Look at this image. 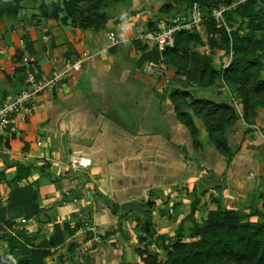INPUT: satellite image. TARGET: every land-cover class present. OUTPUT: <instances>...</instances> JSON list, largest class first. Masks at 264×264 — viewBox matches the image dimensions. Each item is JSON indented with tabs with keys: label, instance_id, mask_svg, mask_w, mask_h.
Here are the masks:
<instances>
[{
	"label": "crops",
	"instance_id": "1",
	"mask_svg": "<svg viewBox=\"0 0 264 264\" xmlns=\"http://www.w3.org/2000/svg\"><path fill=\"white\" fill-rule=\"evenodd\" d=\"M144 29H147V23H128L119 17L108 19L105 27L99 30L68 26L63 30L60 27L52 37L41 34L40 26L27 24L24 20L0 21V105L6 94L24 84L22 57L25 51L18 44L19 38L24 39L26 52L46 74H50L53 66L60 67L64 62L72 61L80 52L88 55L79 71L62 81L54 91L35 98L30 116L17 122L18 133L5 134L0 140V207H6L12 200H24L23 190L34 189L36 204L41 209L35 219L26 218L24 213L17 216L12 227L22 229L30 236L36 235L34 243L38 244L53 233L56 223L67 221L74 229L80 222L72 235L51 248L54 253L48 258L54 262L56 256L61 255L65 264H70L72 258L76 263L84 259L85 254L91 261L95 255L91 252L128 242V228L136 232V224H140L144 216L132 210L124 214L119 207H126L133 201L146 202L149 189L162 190L169 195L168 203L161 208L170 206L178 198L175 190L187 177L178 176L179 167L191 170L193 161L199 163V168L192 169V175L202 178L203 186L222 181L219 193L229 207L248 209L251 204L246 206L241 201L244 197L239 190L250 189L254 195L255 190H259L258 185L264 184V158L250 148L242 147L227 164L211 144L206 131H200L196 116L193 120L201 146L197 149L193 145L187 129L177 120L169 95L175 87L181 88V84L162 91L165 87L160 84V79L144 69L147 61H153L146 59L144 54L152 44L136 36ZM111 30L117 38L116 43H111L108 38ZM197 50L201 51L200 47ZM163 64L170 73L176 74L174 65ZM196 86L187 88L201 97L196 94L199 91ZM217 94L219 97L229 95L240 111L234 95L224 89L218 90ZM215 101L227 102L224 98ZM155 120L160 125L159 130L147 128ZM242 122L240 118L226 131L229 143L236 146L242 142ZM180 147L189 151L186 152V155L190 154L188 162L183 158L187 157L184 153L179 154ZM69 155L88 157L91 163L73 169L68 163ZM19 167L26 174L17 178ZM204 170L212 171L214 178L210 179ZM196 183L200 185V182ZM210 186L204 194L208 197L212 192L217 195ZM197 193L198 190L196 196L204 203V194ZM259 198L255 207L264 208L263 192ZM20 204L29 206V202ZM112 204L118 206L115 212L111 211ZM160 204L156 202L155 206ZM20 209L26 211L25 206ZM87 222L93 227L89 229L92 236L84 239ZM119 223L120 229L117 228ZM2 226H7L6 231L10 230L7 224ZM113 228L118 229L115 234L104 239L98 237L99 233ZM71 240L76 242L73 251L67 246ZM48 258L46 262L50 263Z\"/></svg>",
	"mask_w": 264,
	"mask_h": 264
},
{
	"label": "trees",
	"instance_id": "2",
	"mask_svg": "<svg viewBox=\"0 0 264 264\" xmlns=\"http://www.w3.org/2000/svg\"><path fill=\"white\" fill-rule=\"evenodd\" d=\"M22 1L0 0V21H21L19 11ZM105 1L118 0H41L37 7L40 16L46 21L60 20L64 24L69 22L81 30H99L105 27L108 20V15L103 10ZM232 1L168 0L159 6V10L161 15H168L179 12L175 8L179 4H184L186 9L194 2L210 10L219 4L230 5ZM254 2L255 0H239L233 8L224 13L229 31L224 26L217 27L212 19L207 18L202 22L205 40L201 39L195 29L184 30L175 33V44L172 48L159 52L151 45V48L144 52L148 60L161 59L166 65L172 64L177 68V82L185 84L184 88L175 87L169 94L177 120L187 129L193 145L198 149L201 144L193 116L201 119L208 139L215 150L226 159L227 164L240 148L239 145L231 148L226 135L227 129L233 127L240 118L248 126L254 125L258 110L264 108V77H261V72L264 71V7L254 9ZM235 18L239 19V23L232 28ZM156 19L147 20V29H153ZM246 29L247 31H244ZM199 47L204 48L202 52L197 50ZM215 49L233 52L221 72L213 64L212 55ZM206 50L209 51L208 54L205 53ZM218 78L226 85L236 86L234 95L239 100V112L233 103L197 97L187 88L191 85L206 87L215 83ZM25 174L19 167L16 177ZM200 185L195 183L191 189L189 211L180 219L174 239L165 233H158L151 224L156 202L168 203L169 195L164 194L162 190L149 189L146 202L133 201L126 207H119L124 214L130 210L142 213L145 216V224H140L136 229V232L144 234L139 237L144 244L136 250L140 263L122 258L118 264H264V208L258 209L252 202L248 209L229 207L224 204L220 194L223 184L216 182L211 186H203L201 183ZM209 186L218 193L209 195L215 207L207 210L205 216L198 219L196 212L200 197L196 196V192L200 190V193L204 194ZM175 191L179 196L180 188ZM23 192L24 200L16 202L11 199L6 207H0V264H52V261L46 262V258L54 253L51 248L63 243L67 235H72L80 222L74 229H71L67 221L56 223L53 233L35 244L36 235L30 236L24 230L12 227L15 218L22 213L28 219H35L41 211L35 201L37 192L34 189H25ZM187 193L189 194V191ZM26 202H29V206L20 204ZM179 205L180 199H176L170 206L156 209L159 215L171 219L173 215L168 209L177 210ZM24 206L26 211L21 212L20 208ZM14 207L17 209H12ZM117 208L116 204L111 205L112 212ZM186 221H189L188 225H185ZM2 224L10 226V230L6 231L7 226ZM117 228H121L120 223ZM117 228L99 233L98 237L107 238L115 234ZM185 229L191 240H183ZM84 235V239L90 238L91 230H87ZM75 244L76 242L71 240L67 245L68 249L75 250ZM151 245L156 249H152ZM160 253L164 255V259L159 258ZM89 259L85 254L78 264H90ZM56 263L65 264L61 255L56 256Z\"/></svg>",
	"mask_w": 264,
	"mask_h": 264
},
{
	"label": "rangeland",
	"instance_id": "3",
	"mask_svg": "<svg viewBox=\"0 0 264 264\" xmlns=\"http://www.w3.org/2000/svg\"><path fill=\"white\" fill-rule=\"evenodd\" d=\"M238 1L239 0H233L231 3V5H232L231 8H233ZM40 2H41V0H23L22 1V8L19 11V18L26 21L27 24H32L33 26H38V27L40 26L42 28L41 34L44 33L45 35H47V34L52 35V33L56 34V32L60 30V27L63 30H65V28H67V26L68 27H75V26L71 25V23H69V22L67 24H64L60 20H47V21L44 20L40 16L39 9L37 7ZM165 2H168V0H118L116 2L105 1L103 10L108 15V19L114 18V20H115L116 18L120 17L121 19L125 20L128 23H133V24L140 23V22L141 23H147L148 19H150V18L156 19V17L158 15L162 14V12L159 10V6ZM184 6H185L184 4H179L175 8H176V10L181 11V10L185 9ZM253 7H254V9H257L259 7H264V0H255ZM33 14H35V16H33ZM30 16H32L33 19ZM224 22L226 23L225 18H224ZM238 23H239V19L235 18V24L233 25L232 28L236 27ZM245 23L246 22L244 21V24ZM244 24H243V27H244ZM50 28L53 31H50L51 30ZM244 31H247V29ZM197 32L201 35L202 40H205L206 34H205V30L203 29L202 25L199 27ZM45 35H43V36H45ZM52 37H53V35H52ZM25 38L29 39L28 37H25ZM42 38L44 39V37H42ZM48 43H50V42L48 41ZM200 49L202 51L204 48L200 47ZM214 54L215 55H214L213 60L215 59L214 60L215 62H213V64L219 70V72H221L222 69H224V67L228 64L229 60L231 59V57L233 55V52L232 51H225L224 49H215ZM152 76L160 79V84H162V86L165 87L162 91L171 90L172 88L175 87V85L176 86L180 85V83H176L177 82V74L170 73L167 69H165L164 73L161 75H152ZM261 77H264V71L261 72ZM219 79L220 78H218L215 83L210 84L206 87L196 86L197 89H199L198 93H196V94L200 95L201 97H204L207 99H213V100H217L218 98H224L225 101L232 103V99L230 98L229 95L224 96V97H219V95L217 94V91L218 90L222 91V89H224V90L228 91V93L234 95V92H235L234 88H236V86L226 85ZM181 86L184 87L185 84L181 83ZM192 93L195 94V91H192ZM234 97H236V96L234 95ZM237 100L238 99H236V102H237ZM236 108H237V106H236ZM237 110H238V108H237ZM238 112H239V110H238ZM148 121H149V119H148ZM198 123L200 126V131L203 133L205 131V129H204L203 122L201 121V119H198ZM159 127H160V125H158L157 120H155L154 124L148 126L147 128H149V129L155 128L154 130H159ZM246 128H247V130H246ZM163 129H164V127H163ZM263 129H264V108H260L258 110V117L256 118L254 125L248 126L247 124H244L242 122L241 132H243V136L241 135V139H242L241 141L242 142H241V144H239V147L240 148H242V147L243 148H250L254 154H257V155L264 158V133H263ZM245 134H247V135L244 137ZM248 136L250 139L249 138L247 139ZM229 145L231 146V148L235 147L234 143L233 144L229 143ZM212 149L214 150V148H212ZM180 150L181 151L179 154L181 156L183 153L186 155L189 152V151L187 152V150H186V152H187L186 153L184 151L185 150L184 147H180ZM189 155H186L187 157H185V156L183 157L186 162L189 161ZM191 155H193V153H191ZM195 155H196V153H195ZM194 160L197 161L198 159H194ZM181 161H183V160L181 159ZM193 162L194 163L190 165L191 170L185 169L183 166L179 167L178 176L182 177L183 175H185V176L187 175V177L185 178V180H182L183 182L180 183V186H179L180 191H181V192H178L180 197L178 196V198H177V199H180L179 207L177 208V210H171L170 208L168 209V212L173 215V218L167 219L165 215H163V216L159 215L156 207L161 208V207H163L162 206L163 204L153 206V208H155V213H154V216H152L153 218H152L151 224L154 225L155 229L159 233H165L173 239L175 238L174 233H175V230L177 229V227L179 226L180 219L183 216H185L189 211V203L192 200L191 189H192L193 185L196 182L201 183V181L203 180L202 178L200 180L198 175H197V177H195V175H192V173H194L193 170L196 168H199L198 167L199 163L197 164V163H195V161H193ZM183 172H186V174H183ZM204 172H205V175L208 172L207 175H209L210 179L214 178L212 171L204 170ZM248 174H249L248 175L249 178H251L252 177L251 174L250 173H248ZM203 175L204 174H202L201 176L205 178V175L204 176ZM214 175H216V173H214ZM190 176H192L193 178ZM219 183H222V181H220ZM262 184H263V182H262ZM263 185L262 186L258 185L259 190H255L254 195L251 194L252 191L250 189H247V191L239 190L241 196L243 195L242 197H244V198H241L242 199L241 201L244 202L246 206H248L247 204L250 202H252L254 206L256 204H258V201H260L259 200L260 199L259 198L260 192H263V196H264V186ZM185 188L187 189L186 191L184 190ZM188 191H189V194L187 193ZM227 192H228V190H227ZM255 193L257 195H255ZM197 194L198 195L201 194L200 190L198 191ZM203 199H205V202L201 203V201H199V204H198L199 208L196 212V216L198 219L204 217L207 210L215 207V204L213 202H211L210 197L207 196V193L204 194ZM200 200H201V198H200ZM140 224H145V221L141 220ZM140 224H136V226L138 227ZM188 224H189V221H186L185 225H188ZM125 227H128V225L126 224ZM127 233H128V237L130 238V240H128V242L126 241L125 244L123 243V245H121V246L119 245V246L114 247V248L110 247L109 249H108L109 246L107 248L103 247V248H99L98 251L91 252V254H95V255L92 257L90 264H118L119 260H121L122 258H125L129 261H137L140 263L139 258L136 255V250L138 248H141L143 246L144 242L141 241V239H139L138 236L136 235V233H138V232H134V230L132 232L130 230V228H128ZM139 234L141 235L140 237H142L144 235L141 232H139ZM183 235H184L183 240H185V241L191 240V238L188 236L186 229H185ZM111 240L112 239H110V241ZM93 244H94V242H93ZM95 246H98V245L96 244ZM151 248L156 249V247L154 245H151ZM163 257H164V255H162L160 253L159 258L164 259ZM78 259H80V258L78 257ZM48 260H51V259L48 258ZM52 260H54V259H52ZM73 260L74 259L72 258L70 264H78V262L81 263L80 260H78V262H76V263L73 262ZM52 264H57V263L52 261Z\"/></svg>",
	"mask_w": 264,
	"mask_h": 264
},
{
	"label": "built area",
	"instance_id": "4",
	"mask_svg": "<svg viewBox=\"0 0 264 264\" xmlns=\"http://www.w3.org/2000/svg\"><path fill=\"white\" fill-rule=\"evenodd\" d=\"M231 6L219 4L208 10L207 7L194 2L185 10L159 16L154 22L153 29H144L136 36L143 42L154 45L159 52H163L174 46L176 32L198 30L203 20L207 18L212 19L216 26H224L229 31L224 22V13ZM107 35L111 43L117 42L114 31H109ZM18 44L25 51L22 57L24 84L16 91L6 94L1 101L0 140L5 134L18 133L17 122L24 121L30 116L35 98L41 93L54 91L62 81L79 71L88 57L87 52H80L72 61L64 62L60 67L53 66L50 74H46L39 70L34 57L26 52L23 38H19ZM145 69L151 75H161L165 71V66L162 61H147ZM68 163L71 168L78 169L89 166L91 160L80 155H69ZM21 221L24 222L25 219L21 218ZM89 229L93 227L87 222L85 230Z\"/></svg>",
	"mask_w": 264,
	"mask_h": 264
}]
</instances>
